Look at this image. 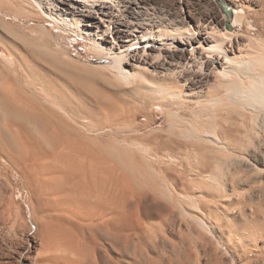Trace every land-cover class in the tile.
Returning <instances> with one entry per match:
<instances>
[{
  "label": "bare ground",
  "instance_id": "1",
  "mask_svg": "<svg viewBox=\"0 0 264 264\" xmlns=\"http://www.w3.org/2000/svg\"><path fill=\"white\" fill-rule=\"evenodd\" d=\"M0 42V264H264V0H0Z\"/></svg>",
  "mask_w": 264,
  "mask_h": 264
},
{
  "label": "rangeland",
  "instance_id": "2",
  "mask_svg": "<svg viewBox=\"0 0 264 264\" xmlns=\"http://www.w3.org/2000/svg\"><path fill=\"white\" fill-rule=\"evenodd\" d=\"M252 27V26H251ZM56 31H58V28H56ZM6 33V32H5ZM6 35L10 36L11 34H9L8 32L6 33ZM13 38V36H11ZM9 38V37H8ZM3 43L0 42V56L4 55V54H9L8 50H6L7 48H4V44L1 45ZM69 45L71 46V48L77 53L78 56H81L83 58H85L86 60H91L92 59V55L90 54V50H89V46L87 45V43L81 41V40H77V39H72L69 41ZM0 69L4 70V65L2 63V61H0ZM164 121V118L161 117L159 122L156 124L157 126L161 125L162 122ZM16 181V180H15ZM17 182V181H16ZM17 189H18V199L21 200V198L23 199V197L26 195L24 188L22 187V185L16 183Z\"/></svg>",
  "mask_w": 264,
  "mask_h": 264
}]
</instances>
